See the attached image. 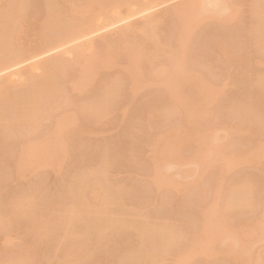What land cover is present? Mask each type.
<instances>
[{"label":"rangeland","instance_id":"obj_1","mask_svg":"<svg viewBox=\"0 0 264 264\" xmlns=\"http://www.w3.org/2000/svg\"><path fill=\"white\" fill-rule=\"evenodd\" d=\"M205 1L154 0L151 4L153 8L147 13L138 14L110 27H106L103 21H99L98 30L93 34H88L61 48L45 52L16 67L0 72V82L6 77L5 79H9L12 84H20L23 81V75L33 69L31 65L35 62L42 64L55 56L70 60L73 54L76 58V54L79 57L78 54L82 53L83 56L84 54L89 57H92V54L96 56L103 53L108 45L107 42L110 44L118 41L123 33L121 32L123 30L120 31L121 28L127 27L130 30L129 33H125L131 41L129 48H123V50L118 48L115 51L117 56L113 63L101 64L97 68L92 84L85 90H81L77 85L65 83L64 89L68 98L64 105L65 110H57L53 119L46 120L38 131L29 134L35 137L40 136L52 126L54 121L62 122L70 111L82 107L85 102L94 98L104 85L118 78L119 90L106 117L97 121L94 117L87 115L89 118L83 123L87 124L92 131L85 135L81 133L79 126H73L69 130L71 134L68 144L66 143L68 153L64 162L58 161L54 147L47 150L45 154L53 162L49 160L50 168L36 169L33 172L27 169L20 178H13L12 169L8 167L10 164L7 162L8 165L5 164V161L0 158V210L2 212L9 213L11 208V204L3 201L4 197L9 195L10 198L14 196L18 198L27 194L34 197L32 205L35 214L53 216V210H44L39 207L41 199L45 201H43L44 204H50L56 208L53 202L57 198L65 197L63 194L70 186L78 168L96 166L106 152L110 164L102 182L106 186H113L114 191L109 198H105L103 193L93 197L95 198L93 210L102 213L104 217L112 214L111 217L114 218L115 213L120 209L124 218L135 225H143V223L149 227L158 224L167 225L166 227L178 230L182 235L176 241L177 243L175 242L176 244L174 243L154 264H264V227L250 236L243 232V224L249 220H252L251 223H254L253 220L264 221L260 204L264 199V89L258 87L256 83L258 77H264V52L258 51L253 42L252 28L255 23L256 6L254 0H232L231 4H228L226 13L229 15L228 20L217 22L210 18V13L212 10L221 11L220 8L224 7L226 0H216L219 6L213 5V7L205 6ZM7 2L8 0H0V8ZM27 2L28 6L23 10L26 16L24 34L15 38L17 44L24 48L35 44L29 37H33L36 29L45 19L46 10L44 0H28ZM184 2H190L192 16L188 27L185 28V34L182 33L186 38L183 39L187 40L185 45L187 46L188 43L187 51L186 46L185 50L182 48V51L186 52L187 56H181L182 52L179 50L181 55L179 54L178 57L186 58L187 68L200 72L205 77L208 88L216 90L212 99L213 103L205 108L203 115H197L193 126L197 128V131H201L207 141L214 146L213 160L231 156L229 158L232 163L228 166V172H220L218 167L223 164L222 162L209 163L204 159L201 165L196 166L194 157L202 149V144L197 142L191 151V148H188L189 135L183 137L181 132L185 128L187 132L191 129L192 137H195L196 130L186 125V122L181 123L182 113L171 101L173 95L178 93L171 87L162 86L159 82L163 80V77H154L153 74V71L158 69L178 73L174 69L176 62L167 56L169 52L165 45L170 42L168 35H172L173 32L172 18L175 22L173 10ZM75 5L77 9L83 7L81 3ZM124 12L125 10L122 9L120 14L123 16ZM152 19L154 23L157 21V29L155 35H151L149 39L148 33L143 34L141 27L146 21ZM77 45L80 51H83L82 53L79 51L80 53L75 54V50L73 53L68 51L73 50L72 48ZM149 46L154 49H152L153 55L149 54V50H145ZM138 47L140 50L136 52V55L125 54L128 49ZM224 48L228 49L226 55L220 54ZM164 50L167 51L166 54ZM148 55L153 57V63L145 62ZM136 58H140L139 71L135 68ZM79 59L84 60V57ZM33 72L35 76H38L44 73L45 69L39 67ZM75 73L76 70H72L71 77ZM236 106L249 107L252 114L251 121L235 118L233 111ZM166 108L171 110L166 113L164 112ZM253 116L260 117H254L257 119L254 122ZM180 123L182 125L178 128ZM174 128H178L179 132H174L175 137L168 140L165 135L170 134ZM21 140L18 136L6 137L0 132V156L2 153L4 156L5 153L6 155L13 153L14 151L11 152V150H15ZM145 141L153 142V146L144 144ZM60 146L65 148L64 143L56 147ZM34 150L37 151L38 148ZM166 150L173 156L170 160L173 165L167 172L169 180L163 185H155L152 182V174L155 170L161 171L164 162L162 159L158 160L157 166H154L152 158ZM180 156L186 157L189 162L180 164L178 169L176 166ZM164 171L166 172L165 169ZM91 176V183L96 182L97 176L94 174ZM2 177L4 181L1 180ZM244 180H248L252 188L250 207H238L234 210L226 208L225 200L229 190ZM92 187L96 186L92 185L90 189ZM210 203L217 205L216 207L228 222L229 229L225 236L229 243L238 241L236 251L225 257L196 254L191 258H183L185 250L189 247V241L196 233L198 226L202 225V213L205 218L208 217L203 206ZM63 205L58 206L60 214L65 209ZM9 218L7 214L5 220ZM28 220V217H21L23 225ZM57 222L60 223L59 220ZM79 225L81 226V224L75 225L74 229H77L75 231H78ZM19 226H9L4 231L5 237H0V261L17 259L21 254L22 245L29 240V236L23 229L24 226ZM236 226H239L237 232L233 231ZM216 233L222 240V233L218 230ZM139 240L140 238L131 229L125 232L120 231L116 243L111 247L93 245L91 247L93 250L91 249L88 255L74 263L64 262L57 249L53 248L55 246L52 247L49 243L48 247L43 249L44 251L38 252L36 260H31L29 264H119L120 256L129 255L130 252L131 254L127 255L129 260H126L124 264H137L142 258V251L146 248V245L144 247L143 244L139 245ZM132 248H136L135 251ZM139 262L141 263L142 260Z\"/></svg>","mask_w":264,"mask_h":264},{"label":"bare ground","instance_id":"obj_2","mask_svg":"<svg viewBox=\"0 0 264 264\" xmlns=\"http://www.w3.org/2000/svg\"><path fill=\"white\" fill-rule=\"evenodd\" d=\"M27 1L28 0H8L7 4L0 8V72L16 67L22 62L37 57L45 52L61 48L65 44L84 38L88 34H93L98 30L99 21H103V25L105 24L106 27H110L122 23L138 14L147 13L153 8L151 4H153L154 0H44L46 7L45 19L40 23L33 37H29L34 40L35 44L32 47L24 48L21 47L20 44H17L15 38L24 34L26 16L23 14V10L28 6ZM231 1L232 0H226L224 7L222 8L220 6L221 11L212 10L210 18L217 22L228 20L229 15L226 13L228 12V4H231ZM76 3L83 4V7L77 9ZM216 3V0H206L205 6H219V4L217 5ZM189 4L190 2H184L183 5H179L178 8H175L176 10H173L175 11L172 13L175 17V22L174 18H172V27L174 26V29L172 28L173 32H170L172 35H168V37H170V42L167 40L168 43L165 45L169 53L164 50L165 54L167 53V56L172 59V61L176 62L174 69L177 70L178 73L166 72L165 69H158L154 70L153 74L154 77H163V80L159 82L162 86L171 87L172 90L178 93L177 95L172 94L174 97L170 100L176 104L177 108L182 113L181 123L183 124L186 122V125L189 127L192 126V128L195 129L193 126L195 125V118H197V115H203L205 108L211 106L216 90L208 88L206 79L200 72L193 71L191 68L189 69V67L187 68V61L185 62L186 58L178 57L181 52V56H187L185 55L186 52L182 51V48L184 49L186 46L187 40H184L186 38L183 36H185V28L188 27L187 25L190 23L192 16L190 12L191 5ZM66 5H70V7H66ZM254 5L256 6V10L254 13L255 23L252 28L253 42L258 51L264 52V0H254ZM122 9L125 10V15L123 16L120 14ZM153 21V19L148 20L141 27L143 34L148 33L147 36H149V39L151 35H155L157 29V21L155 23ZM120 31L123 33L120 32L121 35L118 41L110 44L107 42L108 45L105 47L106 49L104 48L103 53L96 54V56L95 54H92V57H89V55L86 56L85 54L83 56V51H80V47L77 45L76 47L79 48V50L74 46L72 48L73 50L68 51L73 53L75 50V54L80 52L82 54H78L79 57H77L76 54V58L73 54V60L70 59L71 61L55 56L53 59L42 64L35 62L31 65L33 69H30L29 72L23 75V81L20 84H12L9 79H5L6 77L0 82V132L6 137L18 136L22 139L21 142H19L20 144L15 147L16 151L11 150V152H14L10 153V155L7 152L8 155L5 153L4 156V153H2L3 156H0V158L5 161V164H10L8 167L12 169L13 178H20L27 169L33 172V170L35 171L36 169L50 168V159H48L45 154L47 150L53 149L54 147L58 161L61 163L64 162L63 160L68 153L67 144L70 139L71 133L69 130L71 127L79 126L81 133L85 135L92 131L87 124L83 123L85 119L94 117V119L100 121L106 117L110 105L117 96L119 90L120 81L118 78H114L104 85L100 92L94 98H91L90 101L85 102L82 107L70 111V114H67L62 122L57 120L54 121L47 131L44 133H42L43 131H39L42 133L40 136L37 135L35 137L29 135L32 134L33 131H38L46 120L53 119L57 110H65L64 105L68 101L64 89L65 83L68 82L72 86L77 85L81 90H85L92 84L97 68L101 66V64L113 63L114 58L117 56L115 51L118 48L122 50L123 48H129V42L131 41H129V38H127L128 35H125V33H129L130 30L125 27L124 29L121 28ZM183 32L184 34H182ZM168 37L167 39H169ZM181 39L184 42V46ZM180 45L181 49H179ZM187 46L186 51L188 48ZM152 49L153 47L151 48V46H149L145 50H149V54L152 53L153 55ZM139 50L140 47L128 49L125 54L136 55V52ZM179 50H181V52H179ZM227 50L226 48L222 49L220 54L226 55L228 53ZM83 57L84 60L79 59ZM77 58L78 60H76ZM135 60H137L135 68L139 71L141 67L140 58H136ZM145 62L153 63V57L148 55ZM254 62L257 63L256 61ZM39 67L45 69V72L42 73L43 75L35 76L33 70L36 68L39 69ZM72 70H76V73L71 77ZM256 83L258 87L264 89L263 76L258 77ZM9 90H12V92H9ZM236 107L235 110L233 109L235 118L239 117L243 118V120L251 121L252 114L249 111V107ZM170 110L171 109L166 108L164 112L168 113ZM193 115L194 117H191ZM254 117L259 118L260 116H253V118ZM262 118L263 116L261 119ZM255 120L257 119L254 118L253 121L255 122ZM181 123L178 125V128L182 125ZM178 128L171 130L170 134L168 133L165 137L168 140L172 137L174 138L175 133L179 132ZM195 130V137H192L191 129L190 132H187L185 128L181 132H183V137L189 135L190 141L188 148H191V151L197 142L202 144V149L194 157L196 166L201 165L204 159L209 163L215 161L212 159V148H214V146H212L210 141H207L201 131H197V128ZM61 143L65 144V148L63 146L56 147ZM144 144L153 146V142L147 143L145 141ZM35 148H38V150L35 151ZM158 157H160V159H158ZM172 157L173 156L170 153L168 154L166 150L160 155L152 158L154 166H157L158 160L162 159L164 162L163 169L161 171L155 170L152 174V182H154L155 185H163L169 180L167 178L169 177L167 172L173 165L172 161H170ZM229 157H221L215 161V163L218 164H220V162L223 163L218 167L220 172H228V166L232 163ZM178 158L179 162L176 166L178 169H180V164L189 162L184 156ZM109 164V158L105 152L96 166L89 168L79 167L72 177L70 186L65 190V194L62 193L65 195V197L62 195L65 199H63V197L57 198L53 202L56 208H53L50 204H44V200L41 199L39 207H42L44 210L49 209L54 211V215L50 217L44 214H35L32 205L34 197L31 195L25 194L18 198L14 196L15 199L13 197H8V194L6 198L3 196V201L11 204V208L9 213H4L0 210V237H5L4 231L7 230L9 226L17 227L22 225L21 227L24 226L23 229L29 236V240H26L22 245V249L20 248L21 254H19L17 259L8 260L6 262L0 261V264H29L31 260H36L38 252L44 251L43 249L45 247L47 248L49 243L50 245L52 244V247L55 246L53 248L57 249L64 262L74 263L88 255L93 245L97 247L100 245H109V247H111V245L116 243L115 241L118 235H120V231L125 232L129 229L140 238L139 245L142 246L143 244V247L146 245V248L142 251V262L140 263L139 261L141 260H139V264H154L157 260L161 259L163 254L168 252L169 248L174 245L178 238L182 237L180 231L171 229L169 226L166 227L167 225L163 226L162 224L150 227L144 223L143 225H135L124 218L122 215L123 213L119 211L120 209L117 210L118 212L115 211L114 218L111 217L112 214L104 217L102 213L93 210L95 199L93 197L97 196L98 193H103L105 198H109L114 191L112 189L113 186H106L102 182ZM92 174L96 175L98 178L96 177V182L92 181L91 183ZM4 177L6 178L7 176ZM4 177H2V181L5 180ZM92 185L96 187L90 189ZM251 192L252 188L248 180L238 182L237 186L229 190L225 200V207L230 210H234L238 207H250ZM60 195L59 197H61ZM62 204H64L62 207L65 209H63L62 214H60V211L58 212V206L60 207ZM260 204L263 212L262 216L264 218V199H262ZM216 206L214 203L203 206V210L208 213V217L205 218L204 213H202V225L198 226L196 233L189 241V247L185 250V256L183 258H191L196 256V254L204 256L221 255L225 257L228 256L229 253L236 251L238 241L228 242V238L225 235L229 229V224ZM7 214H9L10 218L5 220ZM21 217L29 218V220L25 222V225H23ZM57 220H59L61 224L58 223ZM250 221L252 220L243 224V232L247 236L255 234L261 227H264V221L253 220L254 223ZM78 224H81V226L79 225L78 231H75L77 229L74 228ZM238 227L239 226H236L233 231L237 232ZM217 230L222 233V240L220 239L221 237L217 235ZM138 248L141 249L139 246ZM132 249L135 251L136 248ZM130 254L131 252L129 255ZM127 255L128 254L122 257L120 256L118 259L119 264H124L126 260H129L127 259Z\"/></svg>","mask_w":264,"mask_h":264}]
</instances>
